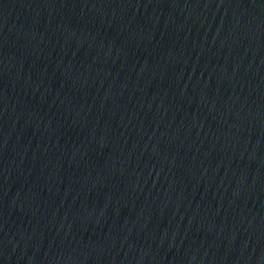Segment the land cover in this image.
I'll return each mask as SVG.
<instances>
[{
    "label": "water",
    "instance_id": "95a60500",
    "mask_svg": "<svg viewBox=\"0 0 264 264\" xmlns=\"http://www.w3.org/2000/svg\"><path fill=\"white\" fill-rule=\"evenodd\" d=\"M0 169L55 264H264V0H0Z\"/></svg>",
    "mask_w": 264,
    "mask_h": 264
}]
</instances>
